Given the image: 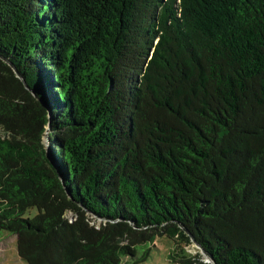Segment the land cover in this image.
Segmentation results:
<instances>
[{
    "label": "trees",
    "instance_id": "obj_1",
    "mask_svg": "<svg viewBox=\"0 0 264 264\" xmlns=\"http://www.w3.org/2000/svg\"><path fill=\"white\" fill-rule=\"evenodd\" d=\"M0 56L50 113L0 59L20 259L121 264L165 235L176 264H264V0H0Z\"/></svg>",
    "mask_w": 264,
    "mask_h": 264
},
{
    "label": "rangeland",
    "instance_id": "obj_2",
    "mask_svg": "<svg viewBox=\"0 0 264 264\" xmlns=\"http://www.w3.org/2000/svg\"><path fill=\"white\" fill-rule=\"evenodd\" d=\"M31 208L26 215L35 214ZM174 247L173 241L165 236H158L153 242L137 244L133 257H124L121 264H176L169 255ZM0 264H27L16 252V236L5 230H0Z\"/></svg>",
    "mask_w": 264,
    "mask_h": 264
},
{
    "label": "water",
    "instance_id": "obj_3",
    "mask_svg": "<svg viewBox=\"0 0 264 264\" xmlns=\"http://www.w3.org/2000/svg\"><path fill=\"white\" fill-rule=\"evenodd\" d=\"M0 59H2L4 62H6V63L11 67V69L14 71L16 77H18V78L21 80V82L23 83L24 87L28 90V92L30 93L31 97L34 99L35 103L37 102L36 104L38 105V107L44 111V113H45V117H46L47 121L49 122V120H50V113H49V110H48L47 107H46V103H45V101H44L41 97H39V96L35 93V91H34L32 88H30V87L28 86V84L26 83L24 77H23L22 74L16 69V67L13 65V63H11L10 61H8L7 59H5V58H3V57H1V56H0ZM47 131H48V126H46V128H45V134H44V136H43V142H44V144H45V146H46V157H47L48 161L50 162L51 166L54 168L55 173H56V175H57V177H58L60 183L63 185L64 182H63V180H62L60 174L58 173V171H57V169H56V167H55V165H54V163H53V161H52V158H51V155H50L49 149H48V147H47V141H48ZM67 194H68V196H70L69 192H67ZM91 216H92V218H93V221L96 222V223H101V222L106 221L105 219L100 218V217H97L96 215H93V214H92ZM192 240H193V239H192ZM193 241H194V240H193ZM195 244H196V243H195ZM196 245H197V244H196ZM197 246H198V245H197ZM198 247H199V246H198ZM201 252L204 253V255L206 256L205 261H207V262L212 261L211 257L208 256L203 250H202Z\"/></svg>",
    "mask_w": 264,
    "mask_h": 264
}]
</instances>
